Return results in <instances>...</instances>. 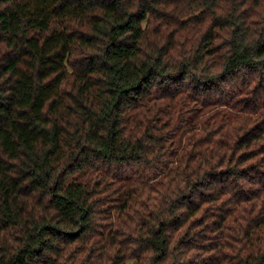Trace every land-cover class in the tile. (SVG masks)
Instances as JSON below:
<instances>
[{"label": "trees", "instance_id": "16d2710c", "mask_svg": "<svg viewBox=\"0 0 264 264\" xmlns=\"http://www.w3.org/2000/svg\"><path fill=\"white\" fill-rule=\"evenodd\" d=\"M0 264H264V0H0Z\"/></svg>", "mask_w": 264, "mask_h": 264}]
</instances>
